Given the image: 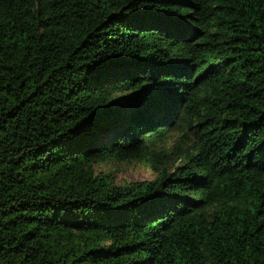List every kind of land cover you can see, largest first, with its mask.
<instances>
[{"label": "trees", "instance_id": "obj_1", "mask_svg": "<svg viewBox=\"0 0 264 264\" xmlns=\"http://www.w3.org/2000/svg\"><path fill=\"white\" fill-rule=\"evenodd\" d=\"M0 264H264V0H0Z\"/></svg>", "mask_w": 264, "mask_h": 264}, {"label": "rangeland", "instance_id": "obj_2", "mask_svg": "<svg viewBox=\"0 0 264 264\" xmlns=\"http://www.w3.org/2000/svg\"><path fill=\"white\" fill-rule=\"evenodd\" d=\"M103 171H110L117 183L149 181L155 177L151 167L144 164H114L105 165Z\"/></svg>", "mask_w": 264, "mask_h": 264}]
</instances>
